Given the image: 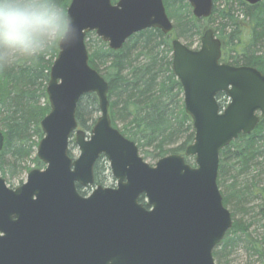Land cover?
Returning <instances> with one entry per match:
<instances>
[{
  "label": "water",
  "instance_id": "95a60500",
  "mask_svg": "<svg viewBox=\"0 0 264 264\" xmlns=\"http://www.w3.org/2000/svg\"><path fill=\"white\" fill-rule=\"evenodd\" d=\"M185 1L195 18L211 16L213 0ZM66 16L69 26L46 87L50 111L40 121L44 135L36 149L45 167L31 169L16 188L0 175V264H216L213 251L233 225L217 183L219 154L264 119V73L221 62L222 41L212 28L197 49L172 37V71L194 138L184 154L151 165L113 126L109 85L90 65L86 37L94 32L117 51L146 29L171 35L163 0H71ZM91 93L100 115L87 133L78 128L76 112ZM220 93L228 98L225 107ZM72 134L80 150L75 159L69 154ZM3 145L0 129V152ZM100 157L115 187L95 185ZM78 186L95 187L83 195Z\"/></svg>",
  "mask_w": 264,
  "mask_h": 264
},
{
  "label": "trees",
  "instance_id": "16d2710c",
  "mask_svg": "<svg viewBox=\"0 0 264 264\" xmlns=\"http://www.w3.org/2000/svg\"><path fill=\"white\" fill-rule=\"evenodd\" d=\"M70 1L44 0L48 6L62 9L65 16ZM217 1L214 0L212 15L199 19L194 17L185 0H163L174 20L171 35L159 29H146L132 35L117 51L98 38V45L89 53L90 65L109 85L113 126L137 143L144 159L184 154L194 138L192 119L185 111L183 89L172 71V37L185 39L188 47L197 43L198 48L204 31L214 25L216 36L222 41V62L255 67L264 73V1L249 5L237 0V11L230 0L223 7H217ZM59 39L45 42L33 54H10L0 59V128L4 134L0 174L4 178L8 176V180L30 170L27 162L36 168L44 167L35 153L43 137L40 121L50 111L46 87L50 68L59 52ZM225 98L223 93L217 95L220 107L226 106ZM97 112L96 94L84 95L76 112L79 128L90 131ZM186 161L191 163L193 159L186 158ZM106 171H109L108 163L100 157L94 167L96 185L102 184ZM217 183L224 206L232 207L233 225L216 248L231 250L241 241L250 256L257 258V264H264V237L259 239L251 234V222L234 219L237 208L243 204L250 205V209L259 207L264 216V119L251 134H240L220 151ZM78 190L87 194L82 187L78 186ZM140 201L145 202L144 196ZM218 255L214 250V260Z\"/></svg>",
  "mask_w": 264,
  "mask_h": 264
},
{
  "label": "clouds",
  "instance_id": "9594fccd",
  "mask_svg": "<svg viewBox=\"0 0 264 264\" xmlns=\"http://www.w3.org/2000/svg\"><path fill=\"white\" fill-rule=\"evenodd\" d=\"M68 26L63 10L44 0H0V59L33 54L45 42L62 38Z\"/></svg>",
  "mask_w": 264,
  "mask_h": 264
},
{
  "label": "rangeland",
  "instance_id": "374dc122",
  "mask_svg": "<svg viewBox=\"0 0 264 264\" xmlns=\"http://www.w3.org/2000/svg\"><path fill=\"white\" fill-rule=\"evenodd\" d=\"M225 3H226V0H219V1H217L216 5H217V7H218V5L220 7H223L225 5ZM230 3L232 4V7L234 9H236V11H237V9L239 7L238 4H237V0H230ZM214 6H215V4H214V0H213V9H214ZM166 11H167V9H166ZM212 13H213V11H212ZM167 14H168V11H167ZM168 16H169V14H168ZM169 18L173 22V25H174V20H172V18L170 16H169ZM213 27H214V25H213ZM98 38L99 37H97V35L94 32H90V35L87 38L88 47H89V50H88L89 53L91 52L93 46H97L98 45V43L96 41ZM179 39L184 44L187 43V41L185 39H182V38H179ZM223 44H224V42H223ZM190 48L196 49L197 48V43H195ZM223 98L224 97L222 96L221 99H223ZM225 99L228 100L227 97ZM226 102H228V101H226ZM41 103H43V100H41ZM88 110H89V107H88ZM99 115H100V111L97 112L96 114H94L93 116L98 118ZM117 125H118L119 128L122 127V124L120 122H118ZM84 131L87 132V133L89 132V131H86V130H84ZM34 140H37V139L35 138ZM139 152H140V155L142 157H145L144 153L142 151H140V149H139ZM69 154L74 159L77 158L80 155V150H79L78 145L75 142L74 135H72V137L70 139ZM144 160L146 162H148L149 164H151V165H154L158 161V159L154 160V159H151L150 157H147ZM101 162H102V164H106V162L104 160H101ZM191 163H193V161ZM26 165L30 166V170L33 169V168H36V167L33 166V164L31 162H27ZM108 166H109V164H108ZM44 167H45V165H44ZM40 169H42V168H40ZM30 170L20 172L19 176L16 179H14V180H8V176H5V178H4L1 174L0 175L4 179L7 180L8 185L10 187L16 188V187L20 186L21 184H23L26 181L27 173ZM116 183H117V180L112 176L111 171H110V167H109V171H106V172L103 173V181H102V184H100V185H102L104 187H115ZM94 187L95 186H92V187L88 186V187L84 188V190H86V192H87L86 195L90 194ZM222 190H223V188H222ZM221 193H222V191H221ZM222 197H223V194H222ZM255 204H259V203H255ZM250 208H251V206L248 205V204L246 206L243 204V206H240L239 208H237V211L235 213L234 219L235 220H241L244 223L251 222V226L249 228V231L251 232V234L254 237H257V238L261 239V238L264 237V216H263L262 212L259 210V207L255 206L252 209H250ZM228 210L230 212H233L232 207H228ZM238 242L239 243H237V246H235L231 250L230 249L229 250L228 249L227 250L223 249L221 246H219L218 248H215L214 250H216L219 253V255L217 256V258L215 260L216 261L215 263H217V264H257L258 263L257 262V258L253 257V256H250V253L246 250V244L244 242H241V241H238Z\"/></svg>",
  "mask_w": 264,
  "mask_h": 264
},
{
  "label": "bare ground",
  "instance_id": "6f19581e",
  "mask_svg": "<svg viewBox=\"0 0 264 264\" xmlns=\"http://www.w3.org/2000/svg\"><path fill=\"white\" fill-rule=\"evenodd\" d=\"M193 13V12H192Z\"/></svg>",
  "mask_w": 264,
  "mask_h": 264
}]
</instances>
